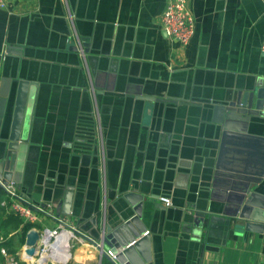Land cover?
<instances>
[{
	"label": "crops",
	"instance_id": "crops-1",
	"mask_svg": "<svg viewBox=\"0 0 264 264\" xmlns=\"http://www.w3.org/2000/svg\"><path fill=\"white\" fill-rule=\"evenodd\" d=\"M5 1L0 93L11 84L4 124L11 126L17 82L28 83L27 142L12 170L0 165L22 197L0 189V264H110L88 240L96 229L90 222L107 207L115 218L123 190L154 203L146 220L157 264H264V180L249 221L224 214L240 189L226 183L234 168L214 181L223 133L217 106L264 77V0H191L195 35L186 47L164 30L167 0ZM98 122L104 162L96 135L98 154L78 148ZM248 133L264 136V128L251 123ZM229 149L225 164L233 158L244 172L246 143ZM25 202L52 208L57 219L36 209L38 222H24L12 204ZM62 218L87 238L48 250L42 261L27 257L29 232L55 229Z\"/></svg>",
	"mask_w": 264,
	"mask_h": 264
},
{
	"label": "water",
	"instance_id": "water-1",
	"mask_svg": "<svg viewBox=\"0 0 264 264\" xmlns=\"http://www.w3.org/2000/svg\"><path fill=\"white\" fill-rule=\"evenodd\" d=\"M86 47V45H84ZM86 52V50H85ZM11 81H6L2 85L0 93V165L12 170L16 158L20 156L24 143L27 142L22 135V124L26 107V92L28 83L17 82L18 98L16 97L11 126H5L6 108L9 104L8 99ZM4 90V91H3ZM219 110L218 122L223 125V133L219 154L217 157L215 180L220 178L224 170L234 168V174L228 180L231 186H240L238 193L232 194V199L228 200L229 208H225L224 214L231 219L252 220L253 210L256 206V198L259 190L257 187L264 180V136L250 135L249 127L251 123L264 128V77L250 87L238 90L229 96L227 101L217 106ZM93 127L87 132V145L80 150L92 151L93 147L98 154V148L94 146L95 134ZM244 141L251 153L249 158L243 162L245 169L239 171V161L233 158V166L225 164L228 159L229 148L232 143L238 144ZM80 152V151H78ZM232 171V170H231ZM11 173L6 176L4 183L11 180ZM240 174L245 175L244 180ZM0 178H3L0 175ZM232 182V183H231ZM16 183V182H15ZM1 187V186H0ZM230 187V186H228ZM232 191L231 188H229ZM121 199L125 206L117 208L116 217L110 221L107 207L105 214L99 219L97 216L91 220L90 224L95 226V231L91 232L92 244L98 246L102 258L107 259L111 264H157V254L154 255V239L148 230L146 220L147 205L152 207L154 203L137 193H129L128 190L122 191ZM108 198H106L107 200ZM155 219V216H154ZM79 222L78 224L82 223ZM255 225L247 223L246 230L254 228ZM258 229V227L256 226ZM82 230L86 231V227ZM80 237L87 238L83 232H76ZM40 233L36 230L30 231L26 239V255L29 258H37L39 252ZM153 244V245H152ZM114 256L112 259L107 252Z\"/></svg>",
	"mask_w": 264,
	"mask_h": 264
},
{
	"label": "built area",
	"instance_id": "built-area-1",
	"mask_svg": "<svg viewBox=\"0 0 264 264\" xmlns=\"http://www.w3.org/2000/svg\"><path fill=\"white\" fill-rule=\"evenodd\" d=\"M190 1L191 0H167L165 11L161 17V21L168 38L183 47L188 46L195 35V19L190 9ZM7 7L8 5L6 1L0 0V11L7 9ZM78 48L82 56H85V46L82 41H79ZM261 51L264 56V44L262 45ZM98 117L100 118V116ZM94 132L98 142L100 143V145L98 144V146H100V161L104 162L105 154L103 148V136L99 122L97 125H95ZM0 186L12 199H18L22 201V197L18 193L17 185L14 181H10L9 183L5 184L4 180L0 178ZM158 201L166 208L172 207L173 205L172 199L169 197H160ZM6 204L7 203H3V205ZM12 209L26 223L36 224L38 222L39 217L35 212L36 209L40 214L57 219L53 214L52 208L50 207L36 208L25 202L24 205L13 203ZM58 221L59 225L55 229L44 228L40 231L36 230L38 233H40L38 261H42L43 254L47 253L48 250L53 251L56 249L57 251H60L62 247L69 248L70 241L72 239H84L83 237H80L76 234V232H80V230L75 224L63 218L58 219ZM94 246L98 248L100 245L98 244V246ZM2 252L5 254L4 250ZM107 253L112 259H114V256L110 251ZM11 264L19 263L13 261ZM26 264L36 263L34 261L27 262Z\"/></svg>",
	"mask_w": 264,
	"mask_h": 264
},
{
	"label": "trees",
	"instance_id": "trees-1",
	"mask_svg": "<svg viewBox=\"0 0 264 264\" xmlns=\"http://www.w3.org/2000/svg\"><path fill=\"white\" fill-rule=\"evenodd\" d=\"M0 189H1V187H0ZM1 191V190H0ZM111 264V263H110Z\"/></svg>",
	"mask_w": 264,
	"mask_h": 264
}]
</instances>
